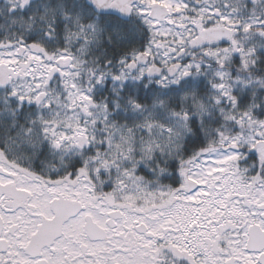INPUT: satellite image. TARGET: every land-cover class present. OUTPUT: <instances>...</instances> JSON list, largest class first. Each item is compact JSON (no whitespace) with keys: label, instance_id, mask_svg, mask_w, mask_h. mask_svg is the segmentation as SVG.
Instances as JSON below:
<instances>
[{"label":"snow or ice","instance_id":"obj_1","mask_svg":"<svg viewBox=\"0 0 264 264\" xmlns=\"http://www.w3.org/2000/svg\"><path fill=\"white\" fill-rule=\"evenodd\" d=\"M0 264H264V0H0Z\"/></svg>","mask_w":264,"mask_h":264}]
</instances>
